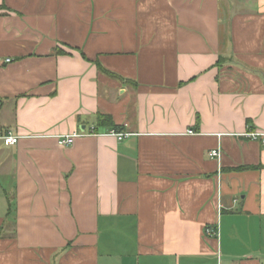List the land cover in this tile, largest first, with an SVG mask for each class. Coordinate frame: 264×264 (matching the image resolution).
<instances>
[{
    "label": "crops",
    "instance_id": "obj_1",
    "mask_svg": "<svg viewBox=\"0 0 264 264\" xmlns=\"http://www.w3.org/2000/svg\"><path fill=\"white\" fill-rule=\"evenodd\" d=\"M0 264H264V0H0Z\"/></svg>",
    "mask_w": 264,
    "mask_h": 264
},
{
    "label": "built area",
    "instance_id": "obj_2",
    "mask_svg": "<svg viewBox=\"0 0 264 264\" xmlns=\"http://www.w3.org/2000/svg\"><path fill=\"white\" fill-rule=\"evenodd\" d=\"M91 133H95L93 129L91 130ZM111 134L118 136L119 139H122L124 136L127 135V133L115 132V131H112ZM80 135H81V133H79V132H73V133L65 134V135H62L61 137L58 138V142H59V144H61L63 146H68V145H71L74 142L75 138L77 136H80ZM251 135L253 137H256L258 134L252 133ZM2 138H3V141L6 145H15V144H17V142L19 140V136L13 135L12 132H7L6 134L3 135ZM211 155L214 157L220 158L221 152L219 149H214L211 151ZM206 233L208 235L216 234L215 230H213L212 227H207Z\"/></svg>",
    "mask_w": 264,
    "mask_h": 264
},
{
    "label": "trees",
    "instance_id": "obj_3",
    "mask_svg": "<svg viewBox=\"0 0 264 264\" xmlns=\"http://www.w3.org/2000/svg\"><path fill=\"white\" fill-rule=\"evenodd\" d=\"M99 118H100V120H102V121L109 122V123L112 124V121H111V119H110L108 116H100ZM112 125L118 130V126H116V125H114V124H112Z\"/></svg>",
    "mask_w": 264,
    "mask_h": 264
}]
</instances>
